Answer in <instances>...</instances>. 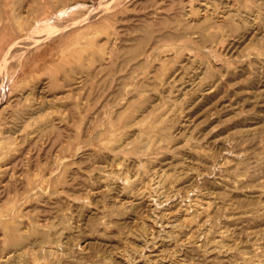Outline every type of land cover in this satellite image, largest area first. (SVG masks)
Returning a JSON list of instances; mask_svg holds the SVG:
<instances>
[{
	"label": "rangeland",
	"instance_id": "1",
	"mask_svg": "<svg viewBox=\"0 0 264 264\" xmlns=\"http://www.w3.org/2000/svg\"><path fill=\"white\" fill-rule=\"evenodd\" d=\"M230 2L236 3L235 9L241 14L236 18L242 27L211 29L218 33V43H208L214 45L213 56L202 44L196 43L200 35H192L193 40L189 32L194 30L183 28L190 20L187 10L195 7L196 13L199 12L197 7L204 5L210 12L221 15ZM263 4L264 0H0V17L6 15L4 12L26 16L23 22L12 16L11 20L3 19L1 25L7 23L9 28L0 29V39L4 32L8 35L5 40L12 38L7 42L10 45L26 37L18 49L11 50L16 58H11L9 64L0 68V137L6 146L0 156L2 215L11 208L16 210L22 226L37 221L48 230V225L57 224L56 228L62 233L53 234L51 240L62 238L64 243L72 244L71 248L76 244L85 246L86 252L82 255L76 253L75 259L69 258L63 264H82L81 258H85L88 264H127L121 259L123 254L130 255V258L138 256L136 260L131 258L129 264H264V56L258 59V53L264 52V8H260ZM66 6L72 11L63 22L58 21L57 13ZM95 14V19H89ZM249 15L258 17L253 18V26L241 18ZM79 19L85 20V25L78 24L58 37L41 40L42 35L55 30L58 24L66 25ZM33 23L36 26L32 30ZM137 26H140L138 31ZM66 33L76 36L72 35L70 41L71 35L64 37ZM184 33L188 37L183 36ZM142 38H149V45L144 43L142 47ZM122 48L125 55H122ZM137 64L136 68L134 65ZM31 113L32 117L29 116ZM123 115L132 121L125 125ZM40 117H45L43 128L38 123ZM52 118L54 124L48 121ZM154 118L155 121L151 122ZM112 126L118 132L115 135L120 133L122 137L119 143H111L108 139ZM2 130L5 132L1 133ZM101 134L102 138L98 139ZM136 138L142 143L139 144ZM138 145V150L133 151ZM89 153H92L90 157ZM85 156L89 160L84 159ZM110 156H113L112 160ZM109 164L115 169L129 170L142 180L138 184L137 207L131 210L122 208L120 199L126 201L128 198L119 187L120 180H106L104 177ZM44 175L49 180L41 184ZM39 186L50 190L43 192L37 188ZM202 203L214 212L210 211L208 216H199L200 210L185 214L186 209L192 211ZM62 212L69 216L73 214L67 224L60 221ZM187 216L193 217L188 224L185 222ZM170 222L182 225L172 239L164 236L171 230ZM205 223L211 227L204 232L206 235H202L197 228L200 230ZM141 226L158 229L155 231L159 238L166 239L165 243L160 242L151 248L144 246L139 239L131 238L129 234L140 231ZM0 228L1 255V247L7 246L5 223L0 224ZM221 232L226 233V242L220 238ZM199 236H206L205 242L200 243ZM218 244L219 248L213 247ZM165 245H168L167 249ZM139 250L145 254L141 256Z\"/></svg>",
	"mask_w": 264,
	"mask_h": 264
},
{
	"label": "bare ground",
	"instance_id": "2",
	"mask_svg": "<svg viewBox=\"0 0 264 264\" xmlns=\"http://www.w3.org/2000/svg\"><path fill=\"white\" fill-rule=\"evenodd\" d=\"M181 1V0H180ZM193 1V0H192ZM215 1H217V0H215ZM186 2V1H185ZM206 2V1H205ZM171 3V2H170ZM176 3H178V2H176ZM207 3V2H206ZM228 3V2H227ZM7 4V3H6ZM11 4V3H10ZM14 4V3H13ZM103 4V3H102ZM183 4V3H182ZM193 4V3H192ZM24 5V4H23ZM184 5V4H183ZM194 5V4H193ZM200 5V4H199ZM207 5H209V4H207ZM264 5V4H263ZM263 5H262V7H260V8H264L263 7ZM2 6H4V3H2ZM101 6V5H100ZM99 6V7H100ZM176 6V5H175ZM235 6H236V3L235 2H230L229 4H228V8H227V10L225 11V12H222V14L221 15H217V14H215L214 12H210V10H209V8H208V6H204V5H200V6H198L197 8H198V11L199 12H196V13H194V11L196 10L195 9V7H194V9H192V7H191V10H187V13L189 14V21L187 22V23H184V26H183V28L185 29V30H191V29H193L194 31H191V32H189L190 33V38L192 39L193 37H192V35H194V34H198V35H200V37L196 40V43H198V44H202L203 45V47L205 48V51H207V52H209V54H212L213 56H215V53H214V50H213V44L212 45H210V44H208V43H218V36H217V34L218 33H216V32H212V30L211 29H213V28H215V29H220V27H227V26H229V27H232L233 29H240L241 27H242V24L241 23H239V21H238V19L236 18V16H241V14H240V12H238L236 9H235ZM61 7V6H60ZM99 7H98V9H99ZM170 7V6H169ZM174 7V6H173ZM59 8V7H58ZM177 8V7H176ZM169 9V8H168ZM180 9V8H179ZM218 9V8H217ZM170 10H172L171 8H170ZM184 10V9H183ZM70 11H72V10H69V6L67 7H64V8H62L61 9V11L59 12V13H57V18H58V21H61V22H63V20H65V19H67V14L70 12ZM222 11V10H221ZM220 11V12H221ZM250 11V10H249ZM178 12V11H177ZM6 15H4V16H2V17H0V29L2 28H5L6 30H8V28H9V25L6 23V25H1V23H3V19H10V16H12V17H17V19L19 20V21H22L23 22V20L26 18V16L23 14V13H18L19 15L18 16H15L16 15V12H11L10 14H8V12H4ZM25 13H26V11H25ZM97 13V12H96ZM180 13H181V11H180ZM8 14V15H7ZM94 14V13H93ZM98 14V13H97ZM97 14H95V15H92V17H90L89 19H95V17H97ZM191 14H194L193 16L191 15ZM243 14V13H242ZM254 14H257V13H255L254 12ZM260 14V13H259ZM155 15V14H154ZM253 16V15H252ZM251 15H249V16H245V17H241L242 19H243V21H245L247 24H249V26H253V18L254 19H258V17H256L255 15V17H252ZM166 19V18H165ZM251 19H252V21H251ZM11 20V19H10ZM81 19H79V21H75V22H73V23H70V22H68L66 25H63V24H58L57 25V27L55 28V30H51L50 32H48L47 34H45V35H42V39L41 40H43L44 38H47V39H50V38H52V37H58L59 35H61L62 33H64V32H66V31H69V30H71V29H73L75 26H77L78 24H80V25H82V23H83V21H85V20H81ZM181 20V19H180ZM14 21V20H13ZM87 21V20H86ZM89 21V20H88ZM147 20H145V22H146ZM163 21H164V18H163ZM60 22V23H61ZM150 22V21H149ZM154 22H156V21H154ZM185 22H186V20H185ZM241 22V21H240ZM59 23V22H58ZM84 23H86V22H84ZM83 23V24H84ZM166 23V22H165ZM174 23V22H173ZM34 24L35 23H33V28H32V30L35 28V26H34ZM145 24V23H144ZM143 24V25H144ZM149 24V23H148ZM158 24H160V23H158ZM85 25V24H84ZM83 25V26H84ZM152 25V24H151ZM153 25H154V23H153ZM168 25V24H167ZM174 25V24H173ZM87 26V25H86ZM158 26V25H157ZM169 26V25H168ZM172 26V25H171ZM170 26V27H171ZM82 27V26H81ZM139 27L140 26H137V30L136 31H138L139 30ZM149 27V26H148ZM153 27V26H152ZM155 27V26H154ZM162 27V26H161ZM166 27V26H165ZM141 28H142V26H141ZM159 28V27H158ZM172 28V27H171ZM175 28H177L178 29V27H175ZM180 28V27H179ZM255 28V27H254ZM257 28V27H256ZM82 29H84V28H82ZM147 29V28H146ZM251 29V28H250ZM31 30V36H32V33H33V31ZM84 30H86V29H84ZM154 30V29H153ZM153 30H151V31H153ZM81 31V30H80ZM150 31V32H151ZM154 31H156V30H154ZM153 31V32H154ZM250 31V30H249ZM141 33H142V31H140ZM152 32V33H153ZM234 32V31H233ZM22 33V32H21ZM147 33H149V32H147ZM183 33V32H182ZM220 33H222V32H220ZM253 33H255V32H253ZM107 34V33H106ZM162 34V33H161ZM170 34V33H169ZM169 34H168V36H169ZM181 34V33H180ZM184 34H186V33H184ZM225 34V33H224ZM242 34V33H241ZM13 35H15V34H13ZM68 34L66 33V36H64V37H69L70 35H71V38H69L70 39V41L72 40V33L71 34H69L68 36H67ZM111 35V34H110ZM146 35V34H145ZM158 35H160V34H158ZM157 35V36H158ZM170 35H172V33L170 34ZM174 35V34H173ZM179 35V34H178ZM245 35V34H244ZM8 36V35H7ZM7 36H6V32H4V34L2 35V38L0 39V68H2L3 67V65L5 66V65H7V64H9V62L12 60L11 58H16L15 57V55H13V53H11L12 51V49H14V48H16V49H18L17 47L20 45V43L22 44V42L24 43L25 41V39H26V37H25V39L24 40H19V41H17L16 43L13 41V43H15L14 45L12 44V45H10V44H8L7 42H9V41H12V38H10V39H8V40H5L6 38H7ZM19 36V38H20V36L21 35H18ZM30 36V35H29ZM29 36H27V37H29ZM33 36H35V35H33ZM74 37L76 36V34H74L73 35ZM152 36H153V34H152ZM166 36V35H165ZM183 36H187L188 37V34H186V35H183ZM262 36V35H261ZM80 37V36H79ZM114 37L116 38V36L114 35ZM141 37V36H140ZM144 37V36H143ZM146 37H148V36H146ZM160 37V36H159ZM164 37V36H163ZM174 37V36H173ZM177 37V36H176ZM176 37H174V38H176ZM179 37V36H178ZM181 37H182V35H181ZM32 38V37H31ZM30 38V39H31ZM35 38H36V36H35ZM110 38V37H109ZM114 38V39H115ZM152 38V37H151ZM150 38V39H151ZM158 38V37H157ZM165 38V37H164ZM170 38V37H169ZM174 38H173V40H174ZM185 38V37H184ZM221 38H222V34H221ZM263 38H264V35H263ZM14 39H17V37L16 38H14ZM29 39V38H28ZM33 39H34V37H33ZM53 39V38H52ZM65 40H67L68 41V39L67 38H64ZM63 39V40H64ZM116 39H118V38H116ZM138 39V38H137ZM149 39V38H148ZM147 38L145 39V38H142V40L139 42L140 44H141V46L143 47V45H144V43H146V44H148L149 42H147V40H148ZM154 39H156V38H154ZM159 39V38H158ZM160 39H162L161 37H160ZM248 39H250V38H248ZM45 40V39H44ZM74 40V39H73ZM113 40V39H112ZM120 40V39H119ZM134 40H135V38H134ZM179 40V39H178ZM177 40V41H178ZM193 40H195L194 38H193ZM255 40H256V38H255ZM34 41V40H33ZM36 41V40H35ZM62 41V40H61ZM75 41H77V39L75 40ZM110 41V40H109ZM114 41V40H113ZM118 41V40H117ZM131 41V40H130ZM133 41V40H132ZM152 41H153V39H152ZM249 41V40H248ZM29 42L30 41H28V44H29ZM32 42V41H31ZM39 42V41H38ZM66 42V41H65ZM108 42V41H107ZM115 43H116V40L114 41ZM113 42V43H114ZM154 42V41H153ZM176 42V41H175ZM26 43H27V41H26ZM63 43V42H62ZM70 43V42H69ZM75 42L74 41H72V44H74ZM110 43V42H109ZM114 43V44H115ZM136 43V42H135ZM152 43V42H151ZM158 43V42H157ZM60 44V43H59ZM65 44V43H64ZM71 44V43H70ZM71 44V46H74V45H72ZM122 44V43H121ZM137 44H138V42H137ZM139 44V45H140ZM24 45V44H23ZM38 45V44H37ZM63 45V44H62ZM97 45V44H96ZM107 45V44H106ZM129 45V44H128ZM149 45V44H148ZM156 45V44H155ZM67 46V45H66ZM124 46V45H123ZM150 46H152V45H150ZM154 46V45H153ZM158 46V45H157ZM221 46V45H220ZM65 47V46H64ZM68 47V46H67ZM111 48L113 47V45H111L110 46ZM109 47V48H110ZM116 45H115V49H116ZM128 47V46H127ZM132 47H134V46H132ZM136 47V46H135ZM217 47V46H216ZM223 47V46H222ZM27 48V47H26ZM63 48V47H62ZM72 48V47H71ZM118 48H121V46L119 47V44H118ZM141 48V47H140ZM144 48H148V47H144ZM143 48V49H144ZM157 48V47H156ZM155 48V49H156ZM124 49H126V48H124ZM130 49V48H129ZM136 49V48H135ZM137 49H138V47H137ZM142 49V50H143ZM151 49V48H150ZM160 49V48H159ZM140 50V49H139ZM19 51V50H18ZM21 51H23V50H21ZM67 51V50H66ZM65 51V52H66ZM114 51V50H113ZM112 51V52H113ZM119 51H121V50H119ZM129 51V50H128ZM154 51V50H153ZM158 51V50H157ZM156 51V52H157ZM216 51H218V50H216ZM17 52V51H16ZM98 52V51H97ZM121 52H123L122 53V55L124 54V50H123V48H122V51ZM125 52H127V50L125 51ZM130 52H132L131 50H130ZM117 53V52H116ZM115 53V54H116ZM129 53V52H128ZM127 53V54H128ZM24 54V53H23ZM118 54V53H117ZM121 54V53H120ZM131 54V53H130ZM139 54V53H138ZM13 55V56H12ZM93 55V54H92ZM114 55V54H113ZM125 55V54H124ZM132 55H133V53H132ZM140 55V54H139ZM156 55V54H155ZM12 56V57H11ZM18 56V55H17ZM141 56V55H140ZM143 56H145V55H143ZM154 56V55H153ZM157 56V55H156ZM258 59L260 58V56L262 57V56H264V52H259L258 53ZM94 57V56H93ZM123 57V56H122ZM125 57H127V56H125ZM138 57V56H137ZM19 58V57H18ZM18 58H17V60H18ZM130 58V57H129ZM128 58V59H129ZM133 58V57H132ZM153 58V57H152ZM67 59V58H66ZM106 60H110V57H106L105 58ZM112 59V58H111ZM117 59V58H116ZM126 59V58H125ZM127 59V61L129 62V60ZM131 59V58H130ZM149 59V58H148ZM65 60V59H64ZM82 60V59H81ZM115 60V59H114ZM143 60H145V59H143ZM261 60V59H260ZM264 60V59H263ZM113 61V60H112ZM151 61V60H150ZM100 62V61H99ZM108 62V61H107ZM262 62V61H261ZM260 62V63H261ZM63 63V62H62ZM66 63V62H65ZM102 63V62H101ZM106 63V62H105ZM104 63V64H105ZM110 63H111V61H110ZM109 63V64H110ZM142 63H144V62H142ZM141 63V64H142ZM149 63V62H148ZM139 64V63H138ZM138 64L137 65H134L135 67L136 66H138ZM141 64H140V68H141ZM58 65V64H57ZM67 66H68V64H66ZM65 65V66H66ZM102 65V64H101ZM112 65V64H111ZM147 65V64H146ZM103 66V65H102ZM108 66V65H107ZM59 67V66H58ZM104 67H106V65L105 66H103V68ZM109 67V66H108ZM111 67V66H110ZM144 67H145V65H144ZM143 67V68H144ZM107 68V67H106ZM134 68V67H133ZM137 68V67H136ZM139 68V69H140ZM105 69V68H104ZM135 69V68H134ZM158 69V68H157ZM178 69V68H177ZM136 70H138V69H136ZM102 71H104V70H102ZM141 71V70H140ZM156 71V70H155ZM178 72V71H177ZM130 73H132V72H130ZM142 73V72H141ZM57 74V73H56ZM109 74V73H108ZM50 75V74H49ZM168 75V74H167ZM177 76H178V74H177ZM78 77V76H77ZM129 77V76H128ZM144 77V76H143ZM72 78V77H71ZM126 78V77H125ZM133 78V77H132ZM120 79H122L121 77H120ZM128 79V78H127ZM131 79V78H130ZM130 79L128 80V81H130ZM94 80H95V78H94ZM93 80V81H94ZM123 80H124V78H123ZM132 80V79H131ZM127 81V82H128ZM106 82V81H105ZM115 82V81H114ZM117 82V81H116ZM127 82H126V84H127ZM172 82V81H171ZM132 83V82H131ZM154 83V82H153ZM93 84H95L94 82H93ZM105 84V83H104ZM155 84V83H154ZM80 85V84H79ZM117 85H119L118 84V82H117ZM138 85H140V81H139V84ZM172 85V84H171ZM170 85V86H171ZM69 86V85H68ZM125 86H127V85H125ZM124 86V87H125ZM128 86H130V85H128ZM143 85H141V87H142ZM169 86V85H168ZM169 86V87H170ZM107 88L109 87L108 85L106 86ZM121 87V86H120ZM139 87V86H138ZM147 87H149V85L148 86H146V88ZM172 87V86H171ZM115 88H116V86H115ZM142 88H144V87H142ZM154 88V87H153ZM128 89V88H127ZM149 89V88H148ZM210 89V88H209ZM40 90V89H39ZM129 90V89H128ZM152 90V89H151ZM96 91V90H95ZM148 91V90H147ZM208 91V90H207ZM74 92V91H73ZM104 92V91H103ZM114 93H115V91H113ZM121 92V91H120ZM142 92V91H141ZM158 92V91H157ZM8 93H10V89H9V91H8ZM143 93H144V91H143ZM33 94V93H32ZM98 94H99V92H98ZM101 94H102V92H101ZM100 94V95H101ZM139 94V93H138ZM7 95V94H6ZM25 95V94H24ZM30 94H28V96H29ZM111 95V94H110ZM110 95L108 96V97H110ZM115 95V94H114ZM144 95V94H143ZM203 95V94H202ZM26 96V95H25ZM32 96V95H31ZM102 96V95H101ZM39 98H40V96H38ZM58 97V96H57ZM107 97V98H108ZM111 97H114V96H111ZM120 97V96H119ZM127 97V96H126ZM20 98H21V96H20ZM23 98H25V97H23ZM28 98V97H27ZM39 98H37L38 100H36V101H39ZM98 98V97H97ZM133 98V97H132ZM109 99V98H108ZM56 100V99H55ZM107 100V99H106ZM112 100V99H111ZM118 100V99H117ZM125 100V99H124ZM129 100V99H128ZM141 100V99H140ZM251 100V99H250ZM253 100V99H252ZM32 101V100H31ZM83 101V100H82ZM159 101V100H158ZM21 102V101H20ZM30 102V101H29ZM41 103H42V101H40ZM84 102V101H83ZM111 102V101H110ZM113 102V101H112ZM129 102H131V101H129ZM143 102V101H142ZM168 102V101H167ZM40 103V104H41ZM94 103V102H93ZM114 103V102H113ZM112 103V104H113ZM135 103H137V102H135ZM152 103H153V101H152ZM160 103V102H159ZM29 104V103H28ZM43 104V103H42ZM104 104V103H103ZM102 104V105H103ZM107 104H108V102H107ZM120 104V103H119ZM118 104V105H119ZM124 104V103H123ZM141 104V103H140ZM139 104V105H140ZM39 105V104H38ZM111 105V104H110ZM110 105H108V106H110ZM121 105V104H120ZM138 105V106H139ZM143 105H145V104H143ZM174 105V104H173ZM3 106V105H2ZM31 106V105H30ZM107 106V107H108ZM141 106V105H140ZM139 106V107H140ZM148 106V105H147ZM152 106V105H151ZM227 106H228V104H227ZM230 106V105H229ZM27 107V106H26ZM134 107V106H133ZM149 107V106H148ZM28 108V107H27ZM27 108H25V109H27ZM31 108V107H30ZM46 108V107H45ZM102 108V107H101ZM106 108V107H105ZM131 108V107H130ZM29 109V108H28ZM99 109V108H98ZM126 109H129V107H127ZM140 109V108H139ZM138 109V110H139ZM153 109V108H152ZM106 110V109H105ZM119 110L120 109H118V112H119ZM130 110V109H129ZM42 111V110H41ZM127 111V110H126ZM136 111H137V108H136ZM239 111V110H238ZM36 112V111H35ZM127 112H129V111H127ZM127 112H126V114H127ZM147 112V111H146ZM34 113V112H33ZM87 113V112H86ZM134 114H135V112H133ZM38 114V113H37ZM51 114H53V113H51ZM102 114V113H101ZM111 114V113H110ZM120 114V113H119ZM118 114V115H119ZM132 114V113H131ZM29 115V114H28ZM32 113L29 115L30 117H32ZM92 115V114H91ZM96 115V114H95ZM116 115V114H115ZM159 115V114H158ZM49 116V115H48ZM100 116V115H99ZM123 116H125V115H123ZM164 116H166V115H164ZM54 117V116H53ZM83 117V116H82ZM173 117V116H172ZM17 118H19V116L17 115ZM38 118V117H37ZM45 117H40L39 119H38V123H40V126L43 128V125H44V121H45V119H44ZM84 118V117H83ZM107 119H108V116L106 117ZM129 118H131V117H129ZM155 118H157V116L155 117ZM155 118H154V120H152L151 122H153V121H155ZM188 118V117H187ZM26 119H28V118H26ZM88 119V118H87ZM90 119V118H89ZM99 119V118H98ZM120 119V118H119ZM122 119H124L123 117H122ZM121 119V120H122ZM127 119V120H126ZM29 120V119H28ZM115 120V119H114ZM121 120H120V122H121ZM169 120V119H168ZM49 122L51 121L52 122V124H54L53 122H54V119L52 118V120L50 119V120H48ZM86 121V120H85ZM100 121V120H99ZM108 121V120H107ZM127 121V122H126ZM132 121V120H131ZM130 121V119H128V118H126V116H125V125L126 124H128L129 122H131ZM146 121V120H145ZM111 122H113V121H111ZM110 122V123H111ZM185 122V121H184ZM90 123V122H89ZM99 123H101V122H99ZM134 123V122H133ZM27 124L30 126V124H29V122H27ZM93 124V123H92ZM114 124V123H113ZM121 124H122V122H121ZM123 124V125H124ZM168 124V123H167ZM166 124V125H167ZM174 124V123H173ZM186 124V123H185ZM59 125V124H58ZM99 125V124H98ZM107 125V124H106ZM108 125L109 126H111L109 123H108ZM122 125V126H123ZM124 125V126H125ZM57 126V125H56ZM81 126H82V124H81ZM124 126H123V128H124ZM113 127V126H112ZM111 127V129L109 130V135H108V139L110 140V142L112 141V142H116V143H119L120 141H122V137L120 136V133L118 134V136L117 135H115V133H118V132H116V129L113 127L112 128ZM119 127V126H118ZM163 127V126H162ZM25 128H27V127H25ZM59 128V127H58ZM95 128V127H94ZM120 128V127H119ZM81 129V128H80ZM121 129H122V127H121ZM172 129V128H171ZM184 129H186V128H184ZM83 130H84V128H83ZM95 130V129H94ZM103 130V129H102ZM166 130V129H165ZM180 130V129H179ZM178 130V131H179ZM92 131V130H91ZM90 131V132H91ZM118 131V130H117ZM144 131V130H143ZM148 131V130H147ZM182 131V130H181ZM5 132V130H2V132L1 133H4ZM34 132V131H33ZM46 132V131H45ZM53 132H55V131H53ZM60 132V131H59ZM136 132V131H135ZM138 132V131H137ZM150 133L152 132V131H149ZM164 132V131H163ZM42 133V132H41ZM48 133V132H47ZM155 133V132H154ZM102 134H103V132H102ZM102 134H101V137H98V139L99 138H102ZM140 134V133H139ZM139 134H138V136H139ZM159 135H160V133H158ZM180 134V133H179ZM93 135V134H92ZM104 135V134H103ZM128 135V134H127ZM127 135H125V136H127ZM156 135H157V133H156ZM155 135V136H156ZM158 135V136H159ZM100 136V135H99ZM124 136V135H123ZM124 136V137H125ZM136 136V135H135ZM179 136V135H178ZM177 136V137H178ZM92 137V136H91ZM90 136H89V138H91ZM121 137V138H120ZM137 137V136H136ZM170 139H172V138H174L173 136H168ZM79 138H80V136H79ZM183 138V137H182ZM137 139V142L139 143V142H141L140 141V139L139 138H136ZM164 139V138H163ZM3 139L0 137V156L2 155V153L4 152V149H5V147L6 146H4L2 143H3V141H2ZM155 140V139H154ZM89 141H91V140H89ZM89 141L87 142V143H89ZM118 141V142H117ZM125 141H127L126 139H125ZM131 141V140H130ZM135 141V140H134ZM160 141V140H159ZM69 142V141H68ZM75 142V141H74ZM102 142V141H101ZM111 142V143H112ZM153 143H154V141H152ZM73 143V142H72ZM142 143V142H141ZM160 143V142H159ZM115 144V143H114ZM140 144V143H139ZM161 144V143H160ZM92 145V144H91ZM103 145V144H102ZM66 146H68V145H66ZM142 146V145H141ZM152 146V145H151ZM170 146V145H169ZM99 147V146H98ZM111 147V145L109 146V148ZM140 147V145H138V146H136L135 147V149L136 150H133V149H131L130 151H137L138 150V148ZM97 148V147H96ZM120 148V147H119ZM152 148V147H151ZM168 148V147H167ZM78 149V152H80L79 150H80V145H79V148H77ZM76 149V150H77ZM124 149V148H123ZM65 150V149H64ZM67 152H69V149L67 148ZM101 150V149H100ZM107 150V149H106ZM109 150V149H108ZM93 151V150H92ZM111 152H112V150H110ZM132 151V152H133ZM87 152V151H86ZM104 152V151H103ZM134 152V153H135ZM93 153V152H92ZM92 153H89V157H90V155L92 154ZM113 153V152H112ZM114 154V153H113ZM112 154V155H113ZM145 154V153H144ZM4 155V154H3ZM11 155H13V154H11ZM77 155H79V154H77ZM77 155H76V157H77ZM85 155V154H84ZM87 156V155H86ZM85 156V158L84 159H86L87 157ZM94 156V155H93ZM114 156V155H113ZM113 156L111 157V160H112V158H113ZM206 156V155H205ZM11 157V156H10ZM81 157V156H80ZM80 157H79V160H80ZM95 157V156H94ZM115 157V156H114ZM117 157V156H116ZM128 157V156H127ZM237 157V156H236ZM75 158V157H74ZM62 159V158H61ZM69 159V158H68ZM83 159V160H84ZM88 159V158H87ZM66 160V159H65ZM72 160H73V158H72ZM77 160V159H76ZM89 160V159H88ZM94 160V159H93ZM110 160V161H111ZM121 160H123V159H121ZM59 161H61V160H59ZM74 161V160H73ZM126 161H127V159H126ZM205 161V160H204ZM204 161H202V162H204ZM207 161H208V159H207ZM206 161V162H207ZM223 161V160H222ZM222 161H221V163H222ZM68 162V161H67ZM78 162H80V161H78ZM102 162V161H101ZM104 162V161H103ZM210 162V161H209ZM53 163H54V161H53ZM86 163V162H85ZM87 163H89V162H87ZM123 163V162H122ZM2 164V163H1ZM1 164H0V175L2 174L3 175V170H2V167H1ZM106 163H104V165H105ZM123 164H125V163H123ZM130 164V163H129ZM132 164V163H131ZM130 164V165H131ZM207 164H208V162H207ZM223 164V163H222ZM221 164V165H222ZM6 165V164H5ZM5 165H3V167H5ZM67 165V164H66ZM80 165V164H79ZM89 165H91L92 166V164H89ZM88 165V166H89ZM110 165V164H109ZM108 165V166H109ZM127 165V164H126ZM91 166H90V168H91ZM102 166H103V164H102ZM61 167H63V162H61ZM64 167H66V166H64ZM78 167H82L83 168V166H78ZM49 168V167H48ZM67 168H69V167H67ZM71 168V167H70ZM109 168V169H108ZM107 169H106V172H107V174L106 175H104V177L106 178V180H114V181H116V179H117V182H118V180H120L121 181V184H119V187H121L122 188V190L126 193V195L127 196H125L126 198H128L126 201H123V198L122 199H120L121 201L119 202V203H121V206H122V208L123 209H133V208H135V207H137L136 205L138 204V203H136V202H138V201H136V200H138L137 199V197L136 196H140V193H139V189H138V184H140V181H142V180H140L139 178H138V175L136 176L135 174H132V172L130 173L129 172V170L127 171V170H125V169H123V168H120L119 167V169H115L114 167H113V165H110L109 167H108ZM127 168V167H126ZM130 169V168H129ZM51 170V169H50ZM60 170V169H59ZM131 170V169H130ZM140 170V169H139ZM42 171H45L44 169L42 170ZM78 171V170H77ZM161 171V170H160ZM46 172H47V170H46ZM50 172V171H49ZM57 172V171H56ZM56 172H54V174L56 173ZM76 172V171H75ZM102 172V171H101ZM103 172H105V171H103ZM105 172V173H106ZM138 172V171H137ZM153 172V171H152ZM158 172V171H157ZM162 172V171H161ZM60 173H62V172H60ZM84 173V172H83ZM82 173V174H83ZM134 173V172H133ZM143 173V172H142ZM146 173V170L144 171V175H146L145 174ZM151 173V172H150ZM201 173H202V171H201ZM9 174H11V172H9ZM81 174V175H82ZM90 174H91V171H90ZM137 174V173H136ZM148 174V173H147ZM154 174V173H153ZM157 174V173H156ZM162 174V173H161ZM183 174V173H182ZM203 174V173H202ZM49 175H51L52 176V173H49ZM62 175V174H61ZM150 175V174H149ZM155 175V174H154ZM175 175V174H174ZM28 176V175H27ZM50 176V177H51ZM63 176H65V175H63ZM73 176V175H72ZM95 177H96V174L94 175ZM158 176V175H157ZM160 176V175H159ZM182 176V175H181ZM1 177V176H0ZM103 177V178H104ZM147 177V176H146ZM162 176H160L159 178H161ZM46 178H47V176H46ZM45 178V175H44V177L42 178V181H41V184H43V183H45V182H47V180H49V177L46 179ZM61 178V177H60ZM72 178H74V177H72ZM80 178V177H79ZM82 178V177H81ZM85 178H87V177H85ZM84 178V179H85ZM62 179V178H61ZM60 179V180H61ZM76 179V178H75ZM142 179V178H141ZM158 179V178H157ZM156 179V180H157ZM176 179V178H175ZM198 179V178H197ZM51 180V179H50ZM59 180V181H60ZM66 180V179H65ZM155 180V181H156ZM172 180V179H171ZM204 180V179H203ZM3 181V180H2ZM30 181V180H29ZM93 181V180H92ZM102 181V180H101ZM119 181V182H120ZM163 181V180H162ZM174 181V180H173ZM198 181V180H197ZM6 182V181H5ZM29 183V182H28ZM48 183V182H47ZM50 183H51V181H50ZM50 183L48 184V185H50ZM80 183V182H79ZM78 183V184H79ZM146 183V182H145ZM157 183H158V186L160 185V183H161V179H159L158 181H157ZM169 183H171V182H169ZM174 183V182H173ZM2 184V183H1ZM30 184V183H29ZM83 184V183H82ZM111 184H112V182H111ZM39 185V184H38ZM38 185H36V186H38ZM96 185V184H95ZM100 185V184H99ZM146 185V184H145ZM9 186V185H8ZM12 186V185H11ZM84 186V185H83ZM105 186V188H107L108 187V185L106 184V185H104ZM111 186V185H110ZM155 186V185H154ZM153 186V187H154ZM178 186V185H177ZM3 187V186H2ZM4 187H6V186H4ZM3 187V188H4ZM28 187V186H27ZM48 187V186H47ZM50 187V186H49ZM63 187V186H62ZM117 187V186H116ZM145 187V186H144ZM168 187V186H167ZM38 189H41V191H43V192H46L47 193V190H50V188L49 189H47V190H45L44 189V187L43 186H39V187H37ZM61 187H59V189H60ZM102 188H104V187H102ZM140 188V187H139ZM146 188V187H145ZM156 188H158V187H156ZM155 188V189H156ZM177 188V187H176ZM183 188V187H182ZM10 189V188H9ZM28 189H29V187H28ZM150 189V188H149ZM172 189V188H171ZM7 190H8V188H7ZM37 190V189H36ZM62 190V189H61ZM60 190V191H61ZM97 190V189H96ZM112 190V189H111ZM118 190V189H117ZM161 190V189H160ZM100 191V190H99ZM33 193H34V191H32ZM112 192H113V190H112ZM146 191H144V192H142L141 193V195L142 194H144ZM156 192V191H155ZM164 192V191H163ZM167 192V191H166ZM2 193H4V192H2ZM171 193V192H170ZM5 194V193H4ZM159 194H160V192H159ZM162 194V193H161ZM20 195H22V194H20ZM26 195V194H25ZM34 195V194H33ZM108 195V194H107ZM124 195V194H123ZM171 195V194H170ZM147 196V195H146ZM146 196H144V197H146ZM156 196V195H155ZM161 196V195H160ZM175 196V195H174ZM18 197V196H17ZM17 197H16V199H17ZM26 197V196H25ZM124 197V198H125ZM152 197V196H151ZM171 197V196H170ZM202 197H203V195H202ZM1 198V197H0ZM23 198V197H22ZM53 198V197H52ZM154 198V197H153ZM161 198V197H160ZM173 198V197H172ZM211 198V197H210ZM12 199V198H11ZM15 199V198H14ZM27 199V198H26ZM144 199V198H143ZM149 199H151V198H149ZM164 198L162 197V200H163ZM175 199V198H174ZM202 199V198H201ZM207 199V198H206ZM205 199V200H206ZM54 200V199H53ZM65 200V199H64ZM142 200V199H141ZM148 200V199H147ZM172 200V199H171ZM194 200H195V198H194ZM214 200V199H213ZM17 201V200H16ZM149 201V200H148ZM208 201V200H207ZM217 201V200H216ZM113 202V201H112ZM153 202V201H152ZM193 202V201H192ZM118 203V204H119ZM155 203V202H154ZM191 203V202H190ZM148 204V203H147ZM151 204V203H150ZM163 204V203H162ZM168 204V203H167ZM143 205V204H142ZM169 205V204H168ZM139 206H141V205H139ZM158 206V205H157ZM182 206V205H181ZM192 206V205H191ZM197 206V205H196ZM67 207V206H66ZM150 207H151V205H150ZM164 207V206H163ZM163 207H161V208H163ZM165 207L167 208V206L165 205ZM172 207V206H171ZM188 207V206H187ZM186 207V208H187ZM1 208V207H0ZM17 208V207H16ZM22 208V207H21ZM69 208V207H68ZM153 208V207H152ZM165 208V209H166ZM169 208V207H168ZM184 208V207H183ZM213 209H215V208H213ZM263 209V208H262ZM67 210V209H66ZM71 210V209H70ZM191 210V209H190ZM190 210H188V209H186V211L187 212H185V214L186 215H190V214H194V213H198V211L200 210V212H199V216H208L209 215V212L210 211H212V210H210L209 211V208L208 207H206L203 203L201 204V207H197L196 209H194L193 208V210L192 211H190ZM22 211V210H21ZM65 211V210H64ZM68 211V210H67ZM108 211V210H107ZM137 211V210H136ZM146 211V210H145ZM6 212V214L5 215H2V213H3V211H1L0 210V224H3V223H5V234H4V240H5V243H7L6 245L7 246H5V245H1L2 247V250H1V255H0V264H63L64 263V261H67L69 258L70 259H72V258H76L77 257V255H76V253H80L81 255H82V253H84V251L86 250V248H85V246L84 245H82V244H76V247L75 248H71L70 246H72V244L69 246L67 243H64L63 242V240H62V238H58V240L57 241H55V239H54V241L53 240H51L50 239V237L54 234V235H56L58 232L59 233H62V232H60V230L58 229V228H56L58 225L57 224H52V225H48L47 227H49L48 228V230H46V229H44L43 228V226H42V224H39L37 221L35 222V221H33V222H28V223H26L25 221V223L26 224H24V226H22V221H20V220H18L17 218L19 217L18 216V214H17V212H16V210H14V209H8V210H6L5 211ZM20 212V211H19ZM18 212V213H19ZM57 212V211H56ZM162 212V211H161ZM165 212H167V211H165ZM172 212V211H171ZM212 212H214V211H212ZM108 213V212H107ZM182 212H180L179 214H181ZM253 213V212H252ZM71 214V213H70ZM137 214V213H136ZM140 214V213H139ZM144 214H146V213H144ZM161 214V213H160ZM164 214V213H163ZM184 214V213H183ZM255 214V213H254ZM73 215V214H72ZM72 215L71 216H69L68 215V213H65V212H62V213H60V221H63L64 222V224L66 223H68V219L70 220V219H72ZM143 215V214H142ZM174 215V214H173ZM68 216H69V218H68ZM143 216H145V215H143ZM142 216V217H143ZM164 216V215H163ZM170 216V215H169ZM181 216V215H180ZM262 216V215H261ZM133 217V216H132ZM149 217H152V216H149ZM148 217V218H149ZM25 218V217H24ZM49 218V217H48ZM57 218V217H56ZM89 218V217H88ZM147 218V217H146ZM147 218V219H148ZM160 218H161V216H160ZM178 218H180V217H178ZM204 218H206V217H204ZM211 218V217H210ZM255 218V217H254ZM260 218V217H259ZM28 219H30V218H28ZM36 219H38V218H36ZM58 219V218H57ZM76 219V218H75ZM131 219H133V218H131ZM130 219V220H131ZM146 219V220H147ZM165 219V218H164ZM167 219V218H166ZM165 219V220H166ZM170 219V218H169ZM173 219H174V217H173ZM177 219V218H176ZM247 219V218H246ZM46 220V219H45ZM129 220V219H128ZM149 220V219H148ZM180 220H181V218H180ZM249 220H251V219H249ZM30 221H31V219H30ZM71 221V220H70ZM103 221V220H102ZM135 221V220H134ZM167 221H168V219H167ZM171 221V220H170ZM193 221V217L191 216V217H188L187 216V219H186V221L185 222H187L186 224H188V222L190 223V222H192ZM205 221V220H204ZM46 222V221H45ZM59 222V221H58ZM57 222V223H58ZM107 222V221H106ZM146 222V221H145ZM164 222V221H163ZM178 222V221H177ZM201 222V221H200ZM209 222V221H208ZM212 222H214V221H212ZM216 222V221H215ZM214 222V223H215ZM234 222H236L235 220H234ZM44 223V222H43ZM74 223H76V222H74ZM134 223V222H133ZM159 223V222H158ZM171 223V225H170V227H171V230L170 231H168L167 232V234L166 235H164L165 236V238H174V233L176 234L177 232H176V230H179L178 228L180 227V226H182V225H178V224H174V223H172V222H170ZM78 224V223H77ZM76 224V225H77ZM110 224V223H109ZM152 224V223H151ZM164 224V223H163ZM162 224V225H163ZM201 224V223H200ZM75 225V226H76ZM154 225V224H153ZM193 225H196V224H193ZM71 226V225H70ZM102 226V225H101ZM148 226V225H147ZM202 226V225H201ZM212 226H214V225H212ZM80 227V226H79ZM103 227V226H102ZM107 227V226H106ZM106 227H104V228H106ZM136 227V226H135ZM142 227V226H141ZM188 227V226H187ZM191 227V226H190ZM200 227V226H199ZM211 226L207 223H205V224H203V226H202V228L199 230V228H197L198 229V231H200V233L203 235V233L207 230V229H209ZM2 229H3V227H1ZM0 228V229H1ZM78 228V227H77ZM133 228V227H132ZM158 228V227H157ZM193 228V227H192ZM191 228V229H192ZM196 227H194V229H195ZM73 229V228H72ZM134 229V228H133ZM160 229V228H159ZM166 229V228H165ZM196 229V230H197ZM212 229V228H211ZM59 230V231H58ZM104 230V229H103ZM123 230V229H122ZM129 230V229H128ZM155 230H157L158 231V229H155ZM155 230H153V229H148V228H146V227H142L141 228V230L140 231H138V232H135V233H131V234H129V236L132 238H135V239H139L140 241H142V243L144 244V246H149V247H151V248H155L156 246V244H158V243H162V245L165 243V241H166V239L163 237H158V233L155 231ZM169 230V229H168ZM105 231V230H104ZM217 231V233H218V231L219 230H216ZM222 231V230H221ZM103 232V231H102ZM124 232V231H123ZM131 232V231H130ZM179 232V231H178ZM191 232V231H190ZM193 232V231H192ZM207 232H208V230H207ZM161 234H164V233H162V231L160 232ZM198 233V232H197ZM225 233V232H224ZM181 234V233H180ZM184 234H186V233H184ZM189 234H191V233H189ZM199 234V233H198ZM198 234H196V235H198ZM207 233H204V235H206ZM215 234V233H214ZM226 234V233H225ZM225 234H223L222 232L221 233H219V236H220V238L222 239V241L224 240L225 241V239L227 238V236L225 235ZM58 235V234H57ZM195 235V234H194ZM217 235V234H216ZM2 236H3V234H2ZM1 236V237H2ZM213 236V235H212ZM186 237V236H185ZM200 237V236H199ZM210 237V236H209ZM208 237V239H210L211 238V240H212V237H210L209 238ZM216 237V236H215ZM262 237V236H261ZM67 238V237H66ZM65 238V239H66ZM128 238V237H127ZM181 238V237H180ZM217 238V237H216ZM220 238L218 239L220 242H222L221 240H220ZM256 238V237H255ZM64 239V238H63ZM68 239V238H67ZM125 239H126V236H125ZM123 240H124V238H123ZM182 240V239H181ZM183 240H184V238H183ZM196 240V239H195ZM205 240H206V236L205 237H203V236H201L200 238H199V241H200V243L201 242H205ZM175 241V240H174ZM219 241H218V243H219ZM227 241V240H226ZM225 241V242H226ZM229 241V240H228ZM231 241V240H230ZM232 241H234V240H232ZM136 242V241H135ZM137 242H138V240H137ZM169 242V241H168ZM178 242V241H177ZM189 242V241H188ZM207 242V241H206ZM215 242V241H214ZM80 243V242H79ZM141 243V244H142ZM167 243V242H166ZM194 243V242H193ZM210 243H211V241H210ZM216 243H217V241H216ZM87 244V243H86ZM180 244V243H179ZM207 244H209V242H207ZM220 244V243H219ZM219 244L218 245H216V246H213L214 248H219L220 246H219ZM222 244V243H221ZM236 244V243H235ZM73 245H75L74 243H73ZM89 245V244H88ZM169 245V244H168ZM167 245V246H168ZM175 245V244H174ZM215 245V244H214ZM224 245H226V244H224ZM234 245V244H233ZM167 246L165 245V247H166V249H167ZM209 246V245H208ZM227 246V245H226ZM231 246V245H230ZM161 247V246H160ZM160 247H159V249H160ZM164 247V246H163ZM174 247H176V246H174ZM203 247V246H202ZM222 247V246H221ZM131 248V247H130ZM172 248H173V246H172ZM171 248V249H172ZM88 250V249H87ZM135 250V249H134ZM162 250V249H161ZM178 250V249H177ZM177 250H175V251H177ZM136 251V250H135ZM140 251V250H139ZM143 251V250H142ZM142 251H140L141 252V256H142V254H145V252H142ZM171 251V250H170ZM86 252V251H85ZM140 252H138V254L140 253ZM124 253V252H123ZM132 253V252H131ZM159 253V252H158ZM173 253V252H172ZM86 254V253H85ZM122 254V253H121ZM134 255V254H133ZM137 255V254H136ZM153 256V255H152ZM155 256V255H154ZM154 256L152 257V258H154ZM137 257L138 256H136V257H132L131 256V258H133V259H137ZM158 257V256H157ZM107 258V257H106ZM130 255H128V254H123L122 255V258L121 259H123L124 260V263L126 262L127 264H129L130 263ZM109 259V258H108ZM139 259V258H138ZM106 259L104 258V261H105ZM111 260V259H110ZM78 261H80V260H78ZM71 262H73V261H71ZM112 262V261H111ZM74 263V262H73ZM81 263L82 264H88L87 263V261L85 260V258H81ZM96 263V262H95ZM109 263V262H108ZM139 264V263H138ZM164 264V263H163ZM171 264H173V263H171Z\"/></svg>",
	"mask_w": 264,
	"mask_h": 264
}]
</instances>
